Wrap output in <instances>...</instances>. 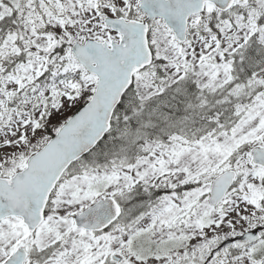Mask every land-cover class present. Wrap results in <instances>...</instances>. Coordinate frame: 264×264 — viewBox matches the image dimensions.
<instances>
[{"label":"snow or ice","instance_id":"obj_1","mask_svg":"<svg viewBox=\"0 0 264 264\" xmlns=\"http://www.w3.org/2000/svg\"><path fill=\"white\" fill-rule=\"evenodd\" d=\"M0 264H264V0H0Z\"/></svg>","mask_w":264,"mask_h":264}]
</instances>
